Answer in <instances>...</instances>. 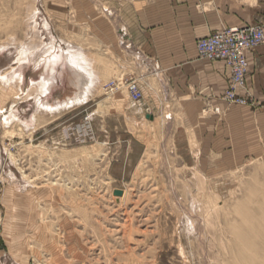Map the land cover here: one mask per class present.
Returning <instances> with one entry per match:
<instances>
[{"label": "rangeland", "instance_id": "374dc122", "mask_svg": "<svg viewBox=\"0 0 264 264\" xmlns=\"http://www.w3.org/2000/svg\"><path fill=\"white\" fill-rule=\"evenodd\" d=\"M82 1L0 0V264H264V109L249 96L228 119L182 122L166 103L146 117L144 93L131 101L109 67L99 81L70 40ZM51 47L88 80L60 64L41 107L30 81Z\"/></svg>", "mask_w": 264, "mask_h": 264}, {"label": "crops", "instance_id": "0c3cea01", "mask_svg": "<svg viewBox=\"0 0 264 264\" xmlns=\"http://www.w3.org/2000/svg\"><path fill=\"white\" fill-rule=\"evenodd\" d=\"M72 13L77 30L72 27L75 20L71 24ZM254 25L264 26V4L251 8L236 0L70 3V40L81 38L82 55L99 81L109 67L112 75H123L126 85L134 81L144 93L137 105L146 117L152 118L151 110L166 103L186 123L201 122L203 114L215 115L214 108L226 119L235 111L221 100L227 88V70L221 63L199 59L196 42L226 28ZM247 63L250 104L261 110L264 46L247 54ZM153 70L158 81L149 78L155 77Z\"/></svg>", "mask_w": 264, "mask_h": 264}, {"label": "built area", "instance_id": "2783aa9c", "mask_svg": "<svg viewBox=\"0 0 264 264\" xmlns=\"http://www.w3.org/2000/svg\"><path fill=\"white\" fill-rule=\"evenodd\" d=\"M260 46H264V26L259 25L226 28L196 42L199 59L221 63L228 72L227 88L221 96L224 103L238 106L249 103L247 54ZM126 86L130 100L138 101L141 93L135 82ZM213 113L219 115L220 110L214 108ZM2 185L3 175L0 172V190Z\"/></svg>", "mask_w": 264, "mask_h": 264}, {"label": "bare ground", "instance_id": "6f19581e", "mask_svg": "<svg viewBox=\"0 0 264 264\" xmlns=\"http://www.w3.org/2000/svg\"><path fill=\"white\" fill-rule=\"evenodd\" d=\"M50 49L51 51L49 50V52L40 60V62L37 63V65H35L36 70H43L42 74L39 76L40 79L38 78V80L35 82L30 81V85H37L40 88L41 96L43 98L40 104L41 107H45L47 105L46 98L51 93V90H52L51 88H53V85H54L53 75L56 70L55 68L59 67L60 64H62L66 68V70L69 71L71 78L72 77L73 79L75 78L80 89H82V87L85 86L84 84L88 80V75L86 73L85 64L82 60L79 59V55H77V53H75L74 51L70 49L63 50L61 48L55 49L54 47H51ZM22 64H25V63H22ZM16 73H19V72H17L16 70H13L12 76L16 77L15 75ZM17 80L19 81L20 84L22 83V76L20 73L18 74ZM126 90H127V86H126ZM66 100L58 101L54 103L55 104H58L60 102L65 103ZM14 111H15V108H11L9 116L4 118L5 122L8 123L9 121L15 119L16 116L14 114ZM121 196L124 197L126 196V194L122 192ZM123 197H121V200L123 199Z\"/></svg>", "mask_w": 264, "mask_h": 264}, {"label": "water", "instance_id": "95a60500", "mask_svg": "<svg viewBox=\"0 0 264 264\" xmlns=\"http://www.w3.org/2000/svg\"><path fill=\"white\" fill-rule=\"evenodd\" d=\"M114 195L119 196V195H121V193L120 192H115Z\"/></svg>", "mask_w": 264, "mask_h": 264}]
</instances>
